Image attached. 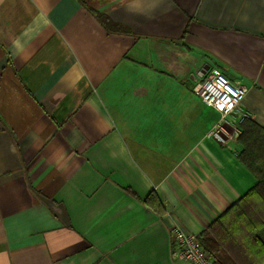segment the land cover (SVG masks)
I'll return each instance as SVG.
<instances>
[{
  "label": "crops",
  "instance_id": "0c3cea01",
  "mask_svg": "<svg viewBox=\"0 0 264 264\" xmlns=\"http://www.w3.org/2000/svg\"><path fill=\"white\" fill-rule=\"evenodd\" d=\"M211 69L248 88L230 121L264 127V0H0V264H192L173 230L257 184L208 136ZM238 213L235 261L264 264Z\"/></svg>",
  "mask_w": 264,
  "mask_h": 264
},
{
  "label": "trees",
  "instance_id": "16d2710c",
  "mask_svg": "<svg viewBox=\"0 0 264 264\" xmlns=\"http://www.w3.org/2000/svg\"><path fill=\"white\" fill-rule=\"evenodd\" d=\"M241 133L238 142L242 146L239 158L245 166L254 173L257 178L256 186L245 196L240 198L230 208L231 220L224 218L225 213L217 222L209 224L199 235V240L207 252L213 257L215 264H245L235 261L229 235L236 223L240 221L238 210H248V223L254 226L253 231H257L260 225H264V127L255 120L245 118L242 120ZM260 224V225H258ZM230 229H232L230 231ZM226 240H229L227 242Z\"/></svg>",
  "mask_w": 264,
  "mask_h": 264
},
{
  "label": "built area",
  "instance_id": "2783aa9c",
  "mask_svg": "<svg viewBox=\"0 0 264 264\" xmlns=\"http://www.w3.org/2000/svg\"><path fill=\"white\" fill-rule=\"evenodd\" d=\"M194 91L206 105L214 107L221 113L220 120L212 126L208 136L223 144L228 139H238L241 130L230 121V117L239 112L247 97V86L234 83L219 70L211 69L198 79ZM227 126L231 130L226 128ZM173 242L174 254L181 260L192 264H215L197 235L176 227L173 230Z\"/></svg>",
  "mask_w": 264,
  "mask_h": 264
},
{
  "label": "rangeland",
  "instance_id": "374dc122",
  "mask_svg": "<svg viewBox=\"0 0 264 264\" xmlns=\"http://www.w3.org/2000/svg\"><path fill=\"white\" fill-rule=\"evenodd\" d=\"M200 74V73H199Z\"/></svg>",
  "mask_w": 264,
  "mask_h": 264
}]
</instances>
